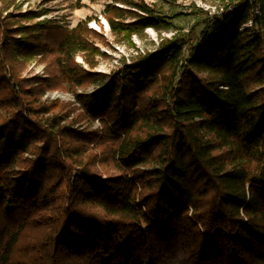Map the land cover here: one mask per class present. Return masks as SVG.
<instances>
[{"label":"trees","instance_id":"1","mask_svg":"<svg viewBox=\"0 0 264 264\" xmlns=\"http://www.w3.org/2000/svg\"><path fill=\"white\" fill-rule=\"evenodd\" d=\"M112 1L120 40L176 27L144 0ZM228 1L186 50L162 35L108 73L91 70L88 34L105 37L90 17L15 25L0 10V264H264V0ZM38 52L58 54L39 86L18 76ZM59 74L101 79L75 94L94 128L44 123L49 107L24 101L66 88Z\"/></svg>","mask_w":264,"mask_h":264},{"label":"rangeland","instance_id":"2","mask_svg":"<svg viewBox=\"0 0 264 264\" xmlns=\"http://www.w3.org/2000/svg\"><path fill=\"white\" fill-rule=\"evenodd\" d=\"M144 1L156 8L158 13L172 16L176 27L161 31L154 27H147L143 34H133L131 41L127 39L120 40L112 33L110 25L107 26L104 21L106 17L103 11L109 3L113 2L112 0H0V10H2L3 16H11L15 25L19 24L18 22L23 25H30L47 20L53 24L56 23L73 29L80 22L86 21L90 17L91 19L87 22L88 28L96 30L105 37L103 40L99 35L88 34L90 40L101 51L93 57L96 66L91 70L108 73L120 66L122 57L128 58L129 62H131L133 60L132 56H135L138 51L144 52L145 50L156 48L164 32L172 31L174 34H184V38L186 39L184 50H186L195 42L205 26L203 20L206 13L196 5V2L204 0ZM206 1H211L218 7L219 5L224 7L229 2L228 0ZM31 13H36V16L31 18L24 17L25 14ZM19 35L20 33H17L16 36L18 37ZM56 54L57 52H54L53 55H45L40 52L34 53L31 57L26 58L23 68L18 71V76L27 80L37 77V79H34V84L39 86L42 80L39 81L38 79H46L48 72L54 71V67H56L54 65V56ZM75 58L82 66L89 69L83 53L77 52ZM57 78L59 79V84H63L66 88H51L44 85L41 89H37V91L34 89L24 93L22 95L24 101L27 104H31V106L46 105L49 107L50 110L42 113L40 116L44 123L50 124V121H53L55 118L61 124L71 123L74 128H94V125L99 122L97 120H90L80 113L82 109L78 101H76L75 94L76 92L81 93L94 90L101 79L76 87L77 83L68 77L60 75ZM32 84L33 82H29L28 88Z\"/></svg>","mask_w":264,"mask_h":264},{"label":"built area","instance_id":"3","mask_svg":"<svg viewBox=\"0 0 264 264\" xmlns=\"http://www.w3.org/2000/svg\"><path fill=\"white\" fill-rule=\"evenodd\" d=\"M196 5L198 7H200L206 14L211 16V18L222 14V12L224 10H226L225 7L220 6V5L218 7V6L214 5L211 1L207 2L206 0L198 1V2H196ZM229 8H232V6H229ZM173 34H174V32L171 31V32H164L163 35L171 37Z\"/></svg>","mask_w":264,"mask_h":264},{"label":"bare ground","instance_id":"4","mask_svg":"<svg viewBox=\"0 0 264 264\" xmlns=\"http://www.w3.org/2000/svg\"><path fill=\"white\" fill-rule=\"evenodd\" d=\"M104 21H105L106 25L109 26V22L106 20V18H104Z\"/></svg>","mask_w":264,"mask_h":264}]
</instances>
